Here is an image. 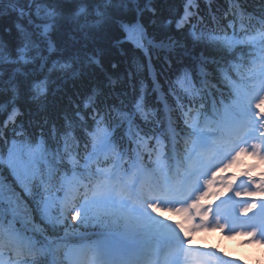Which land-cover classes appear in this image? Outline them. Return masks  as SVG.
<instances>
[{
  "label": "snow or ice",
  "instance_id": "6c2138e0",
  "mask_svg": "<svg viewBox=\"0 0 264 264\" xmlns=\"http://www.w3.org/2000/svg\"><path fill=\"white\" fill-rule=\"evenodd\" d=\"M15 3L8 0L9 7ZM192 3L188 0L184 15L176 21L178 28L191 18ZM96 15L104 14L97 10ZM233 15L227 26L230 34L227 30L207 36L191 33L231 54L224 65L211 61L228 84L229 94L227 100L214 98L207 59L201 60L195 78L188 69L180 70L169 92L176 99L182 125L172 120L174 109L165 100L166 131L157 133L154 127L150 134L142 128L137 117L145 127L157 123L164 127L159 111L149 107L144 87L132 108H116L114 117L93 107L95 98L89 95L84 107L92 109L90 122L81 117L79 129L69 121L39 137L16 131L19 109L14 98L0 105L4 109L0 168L8 173L0 172V264L5 255L7 264H238V257L226 258L211 245L190 243L194 230L208 231V226L222 233L246 228L244 235L264 242V168L256 172L257 163L243 165L241 159L247 155L264 164V10L258 18L240 14L237 20ZM55 19V11L48 12L43 25H37V39L26 36L13 63L38 58L47 64L40 38L47 41L49 51L54 50L47 38ZM121 27L126 38L149 51L146 43L151 41L139 20ZM0 59L7 57L0 54ZM58 65L71 67L57 60L52 70ZM32 89L37 97L45 94L47 81L34 83ZM153 91H160L155 80ZM12 94H18L17 88ZM10 124L14 134L8 137ZM125 126L132 157L117 140ZM233 164L242 165V170L218 174ZM245 180L244 192L235 191ZM233 192L247 199H235ZM208 197L219 203L214 206ZM166 206L183 220L165 216Z\"/></svg>",
  "mask_w": 264,
  "mask_h": 264
},
{
  "label": "trees",
  "instance_id": "16d2710c",
  "mask_svg": "<svg viewBox=\"0 0 264 264\" xmlns=\"http://www.w3.org/2000/svg\"><path fill=\"white\" fill-rule=\"evenodd\" d=\"M187 5L188 0H152L151 4L146 0H16L15 6L9 7L8 0H0V54L7 57L0 59V105L10 104L15 99L19 109L16 131L39 137L53 127H65L69 121L76 123L79 129L80 118L90 122L93 115L91 108L84 107L89 95L95 98L93 107L104 114L111 112L114 117V109L132 108L141 87L146 90L149 107L159 111L161 122L164 118L163 97L169 108L174 109L170 114L172 120L182 125V120L177 119L180 112L175 110V97L169 92V84L185 68L195 78L202 59L210 62L207 69L209 90L214 98L219 101L228 97V84L217 64L211 61L224 65L232 59L231 54L221 51L207 39H195L191 33L195 31L197 35L204 33L207 36L227 30L230 34L231 29L227 26L234 18V12L237 20L240 14L260 15L264 4L261 0H193L191 18L178 28L176 21L184 15ZM81 8L85 11L80 12ZM97 10L104 15L97 16ZM50 11H55L56 19L47 39L55 45L54 50L49 51L47 41L40 38L47 64L38 58L27 64L23 61L13 63L18 58V49L27 42L26 36L37 39V25H43ZM134 20H139L147 40L151 41V44L146 43L147 52L123 33L121 24ZM57 60L61 64L69 63L71 67L60 68L58 65L52 70V64ZM152 70L160 85L159 92L153 91ZM43 80L47 81L48 90L37 97L32 85ZM13 87L18 90L14 97ZM3 111L0 107V122L4 119ZM136 122L150 134L154 127L156 132L160 128L157 124L145 127L139 117ZM6 134L8 137L14 134L11 124ZM121 137H117L118 142L122 141ZM127 147L130 148L129 143ZM0 172L8 175L3 168ZM241 246L249 249L246 245ZM236 251L229 253L234 257ZM253 262L264 264L257 258Z\"/></svg>",
  "mask_w": 264,
  "mask_h": 264
}]
</instances>
